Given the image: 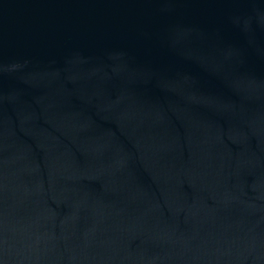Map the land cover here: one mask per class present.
Wrapping results in <instances>:
<instances>
[{
    "label": "water",
    "instance_id": "obj_1",
    "mask_svg": "<svg viewBox=\"0 0 264 264\" xmlns=\"http://www.w3.org/2000/svg\"><path fill=\"white\" fill-rule=\"evenodd\" d=\"M0 264H264V0H0Z\"/></svg>",
    "mask_w": 264,
    "mask_h": 264
}]
</instances>
